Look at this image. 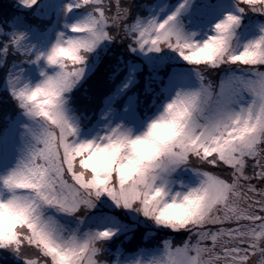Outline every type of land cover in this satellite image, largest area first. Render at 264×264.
<instances>
[{
  "label": "snow or ice",
  "instance_id": "1",
  "mask_svg": "<svg viewBox=\"0 0 264 264\" xmlns=\"http://www.w3.org/2000/svg\"><path fill=\"white\" fill-rule=\"evenodd\" d=\"M0 264H264V0L0 4Z\"/></svg>",
  "mask_w": 264,
  "mask_h": 264
},
{
  "label": "rangeland",
  "instance_id": "2",
  "mask_svg": "<svg viewBox=\"0 0 264 264\" xmlns=\"http://www.w3.org/2000/svg\"><path fill=\"white\" fill-rule=\"evenodd\" d=\"M3 1V3L5 2V3H7V2H9V0H2Z\"/></svg>",
  "mask_w": 264,
  "mask_h": 264
},
{
  "label": "trees",
  "instance_id": "3",
  "mask_svg": "<svg viewBox=\"0 0 264 264\" xmlns=\"http://www.w3.org/2000/svg\"><path fill=\"white\" fill-rule=\"evenodd\" d=\"M3 3V1L2 0H0V4H2Z\"/></svg>",
  "mask_w": 264,
  "mask_h": 264
}]
</instances>
